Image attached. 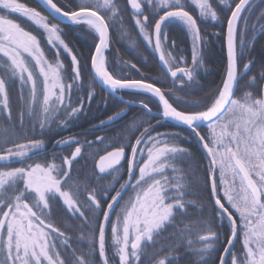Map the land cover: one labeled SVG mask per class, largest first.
<instances>
[{"label":"snow or ice","instance_id":"6c2138e0","mask_svg":"<svg viewBox=\"0 0 264 264\" xmlns=\"http://www.w3.org/2000/svg\"><path fill=\"white\" fill-rule=\"evenodd\" d=\"M41 3L47 15L19 0H0V115L8 124L0 127V264H172L173 260L179 264L182 251L196 257L192 264H209L211 254L222 244L221 229L225 228L230 234L224 255L218 257L220 264H264V85L255 91L240 85L254 63L249 59L240 67L252 46L249 33L254 42L257 24L264 29V12L250 23V0H232L234 7L230 0H126L138 34L159 55L173 88L176 81L180 88L196 84L203 66L206 38L198 20L219 21L223 14L227 44L223 78L203 99L189 101L176 96L173 88L157 86L136 63L109 64L105 54L110 34L124 23L116 0H72L74 7L69 5L67 11L54 0ZM13 14L41 30L47 44L56 49L53 61L46 58L37 35L8 18ZM60 17L93 37L92 85L83 83L81 61L62 39L59 24L52 22ZM173 23L182 25L191 37L190 64L168 50L175 48L166 30ZM130 43L135 46V41ZM61 49L70 55V67L61 61ZM124 68L135 70L140 78H130ZM258 80L264 81V64L245 87L255 86ZM97 81L122 101L123 92L147 95L149 102L139 101L147 119L126 127L129 135L120 134L114 141L119 146L100 155L92 173L83 177L73 175V163L82 155L81 142L75 137L56 141L77 145L60 164L47 159L27 163L45 148V140L30 133L38 128L43 136L53 124L59 127L77 116L85 98L91 101L95 96ZM85 89L86 96H78L73 106V90ZM152 100L155 111L150 107ZM174 103L198 110H180ZM123 114L121 109L91 130L103 129ZM157 116L184 125L198 138L208 158L203 182L199 165L192 163L189 149L178 142L179 133L152 134V120ZM202 125L205 134L200 131ZM107 139L97 136L96 142ZM85 145L91 148L92 142ZM125 163L127 179L121 183ZM105 176L112 177L110 185L91 186L93 179L99 183ZM128 192L132 194L124 200ZM56 202L64 215L79 223L64 231L55 226ZM109 226L111 256L106 243ZM169 227L174 231L164 236ZM73 231L79 237L68 234ZM61 249L68 255L62 256Z\"/></svg>","mask_w":264,"mask_h":264},{"label":"trees","instance_id":"16d2710c","mask_svg":"<svg viewBox=\"0 0 264 264\" xmlns=\"http://www.w3.org/2000/svg\"><path fill=\"white\" fill-rule=\"evenodd\" d=\"M21 3L27 4L29 7H37L38 10L42 11L45 15L47 13L44 9L38 4L35 0H19ZM58 6L62 7L65 11L69 10V5H72V0H54ZM78 2V0H77ZM117 5L121 8L122 16L124 23L122 28H117L111 35L110 48L106 52L109 64H116L120 67H123L124 61H131L137 64V67L140 69V72L144 73L146 76H151L154 78L153 82H158L157 86L163 87L164 89L173 88V80L170 76L165 75L164 71L160 67L158 60L156 58L155 52L151 49L150 46L146 44L138 34V30L134 26V20L131 16V11L126 3V0H116ZM232 3V0H230ZM74 7V5H72ZM234 7V3H232ZM194 16L198 15V11L194 9H189ZM219 11V9H217ZM264 12V0H254L251 3V10L247 14L250 16V23H256V18ZM230 14V13H228ZM20 23L25 30L33 32L34 35H37L41 39V46L45 51L46 58L51 62L56 49L52 48L47 44L46 37L42 34L41 30L37 29L25 18L19 17L16 14H13L8 17ZM158 18V17H156ZM51 19V18H50ZM53 23L59 24L60 28L63 30L62 39L65 43L72 49L73 54H77L78 59L82 63V81L88 86L92 85V74L90 70V56L94 50V40L91 35L88 34L86 30H82L80 27L73 24H61L56 20L52 19ZM200 24L202 33L205 34L206 44L203 46V66L198 70L197 82L196 84L185 86L184 88L179 87V82L176 81V87L173 88L176 96L182 97L184 100H201L203 99L210 91L214 90L217 85L221 83L223 78L225 67H226V55L224 49V34H225V22L223 20V14L219 21H212L210 18L204 21L198 20ZM169 41H175V48L168 49L172 51L174 56H183L185 60L190 64L191 63V54H192V42L190 35L186 33L184 27L179 23H173L167 27ZM211 34V35H209ZM130 41H135V46L130 43ZM249 43L252 46L246 52L244 60L241 62L240 67L244 62L251 59L253 60V65L251 71L240 81L241 88L244 90H257L263 83V81H257L256 85L253 87H245V82L249 77L256 75L260 69V65L264 64V29L259 27L257 24V30L254 33V42H253V33H249ZM60 59L65 65V67H70L71 57L67 52H64L63 49L60 50ZM179 66H184L183 64ZM2 65H0V71H2ZM110 70H112L110 68ZM38 72V69H36ZM124 73L130 78H140L139 74L135 70L124 68ZM95 87V96L91 101H88L86 98L84 100L83 111L77 114L74 118L68 119L66 123L62 126H56L53 124L51 130H46L43 136L40 135L39 129L35 130V133H30L33 138L44 139L45 145L52 143L54 140L63 139L69 136H77L79 133H83L85 130L91 128L92 125L98 123L101 120L106 119L108 116L113 115L115 112L124 109L123 116L116 120L114 123L103 128L101 131L103 137H108L109 139L105 140V147H100L99 150L89 151L92 154L87 153L90 157L89 162L92 159H96V156L100 153H103L107 149H113L114 147L119 146V143H115L120 134L128 136L129 133L124 131L126 127H131L133 123H139L141 120L147 119L144 115L143 109L141 107L127 105L122 101L115 98L113 95L106 92L97 82L94 85ZM86 91L82 90L76 92L73 90L72 100L73 106H77V98L86 96ZM240 93H238L239 95ZM13 101L16 98V89H13ZM125 99L130 101L139 102L141 100L149 102V97L147 95H136L127 92L120 93ZM155 101L150 102V107H153L155 111ZM174 106L178 107L180 110H198V109H187L183 104H176ZM16 113L18 110H15ZM16 119L18 113L15 114ZM135 118V119H134ZM60 119H64L63 116ZM159 121V123H157ZM152 124L155 125L153 135L157 132H169V133H179L178 142L182 144L183 147L188 148L193 160V164L199 165V174L201 177V182H203L204 172L208 165V158L206 152L204 151L202 145L200 144L198 138L191 132V130L174 125L172 123L162 121L161 119L155 117L152 120ZM0 127H8V124L5 122L0 123ZM143 129H141L142 131ZM202 134L207 132V129L204 126H201L200 129ZM135 135H139V132H136ZM123 141H121L122 143ZM132 142L134 143V137H132ZM112 144V147H109V144ZM97 147V146H96ZM130 148L126 149V152L130 154ZM94 154V155H93ZM33 156L31 160L27 163L37 162L39 160H45L48 155ZM14 167H19V164L12 165ZM126 163L121 168L123 173L120 178V182L123 183L124 179H127V173L125 171ZM90 168L86 172H75L73 175L79 174L81 177L92 173ZM92 187H98V185L108 186L112 183L111 176H105L103 180L97 182L93 179L91 182ZM118 185V184H117ZM116 185V187H117ZM131 192L124 194V200H127ZM207 196V191L203 193ZM123 203V201L121 202ZM227 206V205H226ZM231 210V209H230ZM208 211H211V206H209ZM114 219V216H113ZM79 221H74L73 224H78ZM174 229L169 227L164 236H167L169 233L173 232ZM221 241L222 244L218 246L217 251L211 254V259L209 264H219L218 257L223 253V247L226 245V236L230 233L227 232V229H221ZM69 235H72L74 238L79 237L80 233L78 231L69 232ZM194 240L195 237H192ZM106 243L108 245L107 251L111 256L114 252V248L111 247V229L110 226L106 230ZM83 247V245H77ZM198 246V245H196ZM239 249L240 245H236ZM85 250H87L85 248ZM62 256H67L68 253L61 249ZM79 254V253H78ZM163 255V254H162ZM182 258L179 261V264H192V261L196 259L195 256L189 255L186 252L182 251ZM226 259L231 260L230 256H226ZM96 260L99 261V256L97 254ZM172 264H177L173 260Z\"/></svg>","mask_w":264,"mask_h":264},{"label":"flooded vegetation","instance_id":"af4514ba","mask_svg":"<svg viewBox=\"0 0 264 264\" xmlns=\"http://www.w3.org/2000/svg\"><path fill=\"white\" fill-rule=\"evenodd\" d=\"M123 97V96H122ZM124 98V97H123ZM125 99V98H124ZM127 100V99H126ZM130 101V100H129ZM136 102V101H133ZM128 105V104H127ZM15 110H18L17 113L19 112V108L17 107L15 101L13 103V117L15 118L17 114ZM0 123H5V120L3 118L2 115H0ZM95 125V124H94ZM93 126V125H92ZM92 126L91 128L85 130L83 133H79L77 134V136H69V137H75L76 139H78L81 142V147H82V155L80 157L77 158L76 161H74L73 163V167L72 170L75 172H86L88 171L90 168L92 170H94V165L96 160L99 158L100 155H103L105 153V151H110L112 149H107L105 150L103 153H100L96 156V159H92V164L90 160V157L87 155V153L89 151H96L99 150L100 147H105L106 144L105 142L103 143H97L96 142V137L97 136H101L103 137V133L101 132L103 129H97L95 131H92ZM69 137L63 138V139H68ZM57 140H54L52 143L45 145V148L43 151L36 153L35 156H44V155H48V157L46 158L48 160V162H55L57 164H60L62 162V158L64 156H68L71 157V152L75 150V147L77 145L75 144H69L67 146H63V147H59V145L56 143ZM92 142V147L89 148L85 145V142ZM97 146V147H96ZM92 152H89V154H92ZM94 153V152H93ZM94 155V154H93ZM38 157V158H40ZM53 158H55L53 160ZM37 162H44V160H39ZM101 185H98V187ZM119 187V185H117V188ZM111 194H114V192H112ZM81 200L84 199V197H80ZM108 199H110V196L108 197ZM106 202H104V207L106 208ZM53 222L55 224V226L60 227L62 231L65 230L66 226L72 225L74 221L73 219H70L68 216L64 215V210L61 206V203L56 202L53 204ZM114 216V215H113ZM61 219L63 220V223H61ZM115 219V216H114Z\"/></svg>","mask_w":264,"mask_h":264},{"label":"water","instance_id":"95a60500","mask_svg":"<svg viewBox=\"0 0 264 264\" xmlns=\"http://www.w3.org/2000/svg\"><path fill=\"white\" fill-rule=\"evenodd\" d=\"M38 4H40V6L44 9V11L47 13V11L45 10V8H44V6L42 5V3H41V0H35ZM254 0H250V3H252ZM128 7H129V9H130V11H131V8H130V5H128ZM48 14V13H47ZM54 20H56L57 22H59V23H61V24H64V23H66V24H71V23H69L67 20H65V19H63L62 17H60V18H58V19H54ZM224 49H225V55H227V44H226V26H225V34H224ZM93 52H94V50H93ZM92 52V53H93ZM155 55H156V58H157V60H158V63H159V65H160V67L162 68V70L164 71V66L161 64V62H160V60H159V55L157 54V53H155ZM226 63H227V59H226ZM90 70H91V67H90ZM91 74H92V72H91ZM168 76H170V75H168ZM170 78H171V76H170ZM97 83L100 85V83L97 81ZM262 85H264V81H263V83H262ZM101 86V85H100ZM102 87V86H101ZM103 88V87H102ZM104 89V88H103ZM106 92H108L109 93V91L108 90H106V89H104ZM110 94V93H109ZM112 95V94H111ZM121 96V95H120ZM115 98H117L118 100H120V101H122L118 96L117 97H115ZM123 103H125V102H127V103H125V104H128V105H133V106H137V107H140L139 106V102H133V101H129V100H126V99H124L123 98V101H122ZM157 118H160L159 116H157ZM107 119V118H106ZM105 120V119H104ZM162 120V119H161ZM162 121H166V122H169V123H172V124H174V125H177V126H180V127H183V128H186L184 125H181V124H178L176 121H174V120H162ZM99 123V122H98ZM98 123H96V124H98ZM95 124V125H96ZM203 126V125H202ZM186 129H188V128H186ZM190 130V129H189ZM69 145V144H68ZM63 146H65V145H59V147H63ZM67 146V145H66ZM111 151V150H110ZM105 154V153H104ZM103 154V155H104ZM99 159V158H98ZM98 159L96 160V161H98ZM222 255H224V252L222 253ZM219 264H220V262H219Z\"/></svg>","mask_w":264,"mask_h":264},{"label":"rangeland","instance_id":"374dc122","mask_svg":"<svg viewBox=\"0 0 264 264\" xmlns=\"http://www.w3.org/2000/svg\"><path fill=\"white\" fill-rule=\"evenodd\" d=\"M191 38V37H190ZM191 42H192V40H191Z\"/></svg>","mask_w":264,"mask_h":264},{"label":"bare ground","instance_id":"6f19581e","mask_svg":"<svg viewBox=\"0 0 264 264\" xmlns=\"http://www.w3.org/2000/svg\"><path fill=\"white\" fill-rule=\"evenodd\" d=\"M160 119V118H159Z\"/></svg>","mask_w":264,"mask_h":264}]
</instances>
